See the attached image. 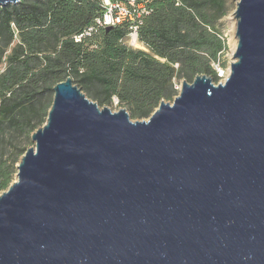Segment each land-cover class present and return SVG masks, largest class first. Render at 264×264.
Masks as SVG:
<instances>
[{
	"label": "water",
	"instance_id": "obj_1",
	"mask_svg": "<svg viewBox=\"0 0 264 264\" xmlns=\"http://www.w3.org/2000/svg\"><path fill=\"white\" fill-rule=\"evenodd\" d=\"M235 1L226 80L146 120L54 86L0 194V264H264V0Z\"/></svg>",
	"mask_w": 264,
	"mask_h": 264
},
{
	"label": "trees",
	"instance_id": "obj_2",
	"mask_svg": "<svg viewBox=\"0 0 264 264\" xmlns=\"http://www.w3.org/2000/svg\"><path fill=\"white\" fill-rule=\"evenodd\" d=\"M226 1L153 0L139 30L148 51L122 43L125 26L74 40L101 13V0L0 5V68L7 61L0 73V194L15 179L32 133L46 122L54 86L67 77L99 105L116 98L140 119L178 93L177 78L192 82L206 74L217 83L215 65L228 48L217 28ZM19 137L27 141L15 143Z\"/></svg>",
	"mask_w": 264,
	"mask_h": 264
},
{
	"label": "built area",
	"instance_id": "obj_3",
	"mask_svg": "<svg viewBox=\"0 0 264 264\" xmlns=\"http://www.w3.org/2000/svg\"><path fill=\"white\" fill-rule=\"evenodd\" d=\"M153 0H101V13L83 31L73 36L76 42L83 38L92 37L107 27L125 26L128 33L122 43L128 48L148 51L146 45L140 40L139 30L148 15L152 12ZM178 66V64H176ZM220 78L228 77L223 67L215 65ZM181 89L182 87H177Z\"/></svg>",
	"mask_w": 264,
	"mask_h": 264
},
{
	"label": "rangeland",
	"instance_id": "obj_4",
	"mask_svg": "<svg viewBox=\"0 0 264 264\" xmlns=\"http://www.w3.org/2000/svg\"><path fill=\"white\" fill-rule=\"evenodd\" d=\"M226 2H227V14L224 15V17L221 18L217 22V28L219 29L220 34L223 37V40L226 41V44L228 45V48L224 51L223 54H221V56L219 57V63H217L216 65H220L221 67H223L225 72H226V75H228L230 73L231 63L234 60L233 54H234V52L236 50V46H237V39H236V35H235V32H236V19L234 17V11L236 9V1L235 0H227ZM19 41H20L19 36H16L13 45L18 43ZM13 45H12V47H13ZM10 51H11V48L9 49L8 53ZM6 65H7V61H6V58H5L3 63H2V65H1L0 73L3 70H5ZM184 80L185 79L177 78L175 80L176 86L177 87H181L182 86V82ZM224 81H225V77L220 78L217 83L224 82ZM179 92H180V89H178V93L169 101L172 102L174 100V98L179 94ZM89 98L92 99V97H89ZM105 106H107V105H104V106L101 105V107H105ZM109 107L112 108L113 111H118L121 108H127L128 109L127 106H124V105H121L120 103H118V99H116V98L113 99V105H111ZM128 112H130L129 109H128ZM148 118L149 117L141 118V119L140 118H132V119L133 120H146ZM43 125H41V126H43ZM26 141H27V139H25V137H19L16 140L15 143H17V144L21 143L22 144V143H25ZM34 145H35V142L32 140V136H31L30 140H29V143L27 144V148H29L31 146H34ZM14 178L15 179L13 181L18 179L16 177V174H15Z\"/></svg>",
	"mask_w": 264,
	"mask_h": 264
}]
</instances>
